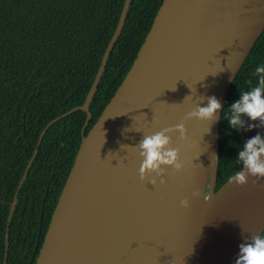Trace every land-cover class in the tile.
I'll use <instances>...</instances> for the list:
<instances>
[{
	"label": "water",
	"instance_id": "95a60500",
	"mask_svg": "<svg viewBox=\"0 0 264 264\" xmlns=\"http://www.w3.org/2000/svg\"><path fill=\"white\" fill-rule=\"evenodd\" d=\"M130 2L124 0L83 103L51 119L39 136L38 144L60 118L78 109L86 113L35 264H234L239 244L264 231V179L253 185L249 177L244 186L227 179L216 188L219 123L230 85L264 31V0H162L132 65L84 133ZM210 96L222 105L217 119L185 121ZM242 119L244 142L263 135L259 121ZM182 121L187 139L170 135L183 169L167 167L165 184L141 181V157L131 146ZM35 153L7 202L2 264L17 195ZM197 189L199 198L192 196ZM186 197L187 209L180 206Z\"/></svg>",
	"mask_w": 264,
	"mask_h": 264
},
{
	"label": "trees",
	"instance_id": "16d2710c",
	"mask_svg": "<svg viewBox=\"0 0 264 264\" xmlns=\"http://www.w3.org/2000/svg\"><path fill=\"white\" fill-rule=\"evenodd\" d=\"M161 1L131 0L91 100L86 131L132 65ZM123 3L124 0H0V264L4 257L7 202L13 199L38 136L49 120L83 103ZM257 65H264V31L231 83L225 109L257 84L258 77L252 75ZM85 118V112L76 110L45 131L17 195L9 224L6 264H26L27 251L25 255L23 252L37 233L46 185L49 193L43 205L42 232L47 227L73 164ZM244 143L241 133L231 129L221 113L216 188L240 168L237 148ZM54 186L55 195L49 198Z\"/></svg>",
	"mask_w": 264,
	"mask_h": 264
},
{
	"label": "clouds",
	"instance_id": "9594fccd",
	"mask_svg": "<svg viewBox=\"0 0 264 264\" xmlns=\"http://www.w3.org/2000/svg\"><path fill=\"white\" fill-rule=\"evenodd\" d=\"M252 75L258 77L257 84L243 91L239 99L231 103L227 109L223 107L224 120H227L230 128L237 132L244 127L245 122L242 117L245 115L251 121H259L260 125L264 126V65H257ZM206 100V106L196 104L185 116V121L196 119L214 122L217 119V113L221 112L222 105L216 96L206 97ZM255 126L250 124L248 127L251 129ZM176 132L179 133L180 140L187 139L185 122L182 121L173 127H165L152 134L143 135L139 143L131 146L141 157L138 170L141 181L148 180L155 186L159 178V183L165 184L164 177L167 167H171L174 172H180L183 169L180 149L171 146L170 134ZM237 153L236 162L240 168L228 177L231 183L244 186L251 177L253 178L252 184L256 185L264 179V135L257 134L249 138L242 147L237 148ZM153 174H155L154 177ZM192 196L199 198V190L194 191ZM180 206L187 209L189 198L182 199ZM234 264H264V232L252 234L239 244V252Z\"/></svg>",
	"mask_w": 264,
	"mask_h": 264
},
{
	"label": "flooded vegetation",
	"instance_id": "af4514ba",
	"mask_svg": "<svg viewBox=\"0 0 264 264\" xmlns=\"http://www.w3.org/2000/svg\"><path fill=\"white\" fill-rule=\"evenodd\" d=\"M79 110V109H78ZM76 111V110H75ZM82 111V110H81ZM84 112V111H83ZM73 113V112H72ZM71 114V113H70ZM69 115V114H68ZM55 118V117H54ZM53 119V118H52ZM86 119V118H85ZM50 121V120H49ZM48 121V122H49ZM85 121V120H84ZM90 121V120H89ZM47 122V123H48ZM46 123V124H47ZM55 123V122H54ZM84 123V122H83ZM52 125V124H51ZM82 126H83V124H82ZM45 127V126H44ZM43 127V128H44ZM89 129H90V127H89ZM88 129V130H89ZM47 130V129H46ZM87 130V131H88ZM42 131V130H41ZM87 131H86V129H85V132L84 133H87ZM40 134H41V132H40ZM40 134H39V136H40ZM45 134V133H44ZM80 141H81V136H82V127H81V129H80ZM39 136H38V139H37V142H36V146H35V148H34V150L32 151V154H31V156L29 157V159H28V161L31 159V157H32V155H33V153H34V151L36 150V153H37V146L40 144V142H41V140H42V138H41V140H40V142H39V144H38V140H39ZM43 137V136H42ZM80 144V143H79ZM79 146V145H78ZM78 149V148H77ZM36 153H35V155H36ZM34 155V156H35ZM74 157H75V155H74ZM34 158V157H33ZM67 158V157H66ZM66 158H65V160L64 161H66ZM28 161H27V163H28ZM32 161H33V159H32ZM74 161V160H73ZM27 163H26V165H27ZM55 164L57 165L58 164V161L57 162H55ZM31 166V165H30ZM26 167V166H25ZM25 169V168H24ZM55 187L56 186H54V188H53V191H51L50 192V194H49V198H52V197H54V195H55V192H56V190H55ZM47 193H49V189H48V185H46V187H45V191H44V193H43V197H42V202H41V210H40V219H39V224H38V227H37V233H36V235H33V236H31V238L28 240L29 242H28V245H27V247L25 248V250H24V252H23V254L25 255V251H27V257L25 258V261H26V264H35V262H36V258H37V256H38V254H39V251H40V248H41V246H42V243H43V241H44V237H45V233H46V230H47V228H48V225H47V227L44 229V231L42 232V216H43V205H44V203H45V198H46V194ZM2 199H0V201H1ZM17 201V200H16ZM1 202H3V200L1 201ZM16 205V204H15ZM52 214V213H51ZM50 218H51V215H50ZM49 222H50V219H49ZM49 222H48V224H49ZM31 249V250H30ZM23 254H22V256L20 257V259L23 257ZM20 263V261L17 263V264H19Z\"/></svg>",
	"mask_w": 264,
	"mask_h": 264
}]
</instances>
